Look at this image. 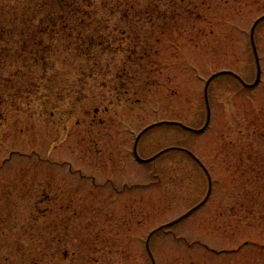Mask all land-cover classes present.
Instances as JSON below:
<instances>
[{"label":"rangeland","instance_id":"374dc122","mask_svg":"<svg viewBox=\"0 0 264 264\" xmlns=\"http://www.w3.org/2000/svg\"><path fill=\"white\" fill-rule=\"evenodd\" d=\"M59 7L0 0V264H153L146 241L162 226L149 244L156 264H264V51L256 88L213 81L204 133L159 125L138 141L144 159L196 155L212 178L200 209L169 224L209 191L188 153L142 164L133 152L152 124L205 125L193 72L206 81L254 57L236 35L264 0H96L42 59L16 27L27 10ZM225 81L234 87L217 88Z\"/></svg>","mask_w":264,"mask_h":264},{"label":"trees","instance_id":"16d2710c","mask_svg":"<svg viewBox=\"0 0 264 264\" xmlns=\"http://www.w3.org/2000/svg\"><path fill=\"white\" fill-rule=\"evenodd\" d=\"M61 7L58 8V11L49 14H43L41 12V16H37L40 12L38 10L23 12L21 14V21L15 26L17 29H20L22 34V40L24 43H27L26 40H31L38 42L40 46H42V50L44 51V55H42V59L44 56H47L48 46L45 45L53 44L59 40L58 35L62 29H68L74 23H79V26L82 27V22L85 21L86 15H91V11H84L85 8L90 7L92 4L95 6L96 0H57ZM88 3V4H87ZM30 9V8H29ZM87 10V9H86ZM94 16H97V11L95 10ZM93 22V21H92ZM81 24V25H80ZM3 33H6V28L4 26H0V37ZM66 42L68 45L72 44L71 41ZM2 40L0 38V57L4 54V47H1ZM3 46V45H2ZM7 47V46H6ZM40 51L34 54L35 60H39L36 56ZM43 53V52H42ZM29 58H31V53L29 52ZM31 60V59H30ZM34 60V59H33ZM46 60V59H45ZM31 64H35V62H30ZM47 72V69H46Z\"/></svg>","mask_w":264,"mask_h":264},{"label":"snow or ice","instance_id":"6c2138e0","mask_svg":"<svg viewBox=\"0 0 264 264\" xmlns=\"http://www.w3.org/2000/svg\"><path fill=\"white\" fill-rule=\"evenodd\" d=\"M261 23H264V15H257L256 19L251 22L252 24L251 27H247V24H246L247 31L243 29L238 31L236 35V40L238 42L247 44L248 47L255 50L256 52L264 51V29H261L259 32H257V28H259V25ZM260 63H261V58L258 55L252 57L250 60H247V61H240L237 58L235 70H233V68H228L227 73L229 75L234 76V78L240 81V83H244L243 75H248L252 71L253 67H255L256 69H259ZM219 75H220L219 73H213L212 75H209L208 79L205 81L197 73L193 72L194 84L195 85H201V84L205 85V87L203 88V95L205 98L208 96L209 88L212 86L213 81L217 80ZM230 87H234L233 85H231L230 81H225L222 84L217 85V88L227 89ZM215 90L216 89H213V92H215ZM101 103H102V100H101ZM192 116L193 117L195 116L194 111L192 112ZM209 119H210V109L205 114V122L207 123ZM184 130L189 131L190 129L185 127ZM129 135H131V133H129ZM133 143L138 144V139L134 140ZM162 151L166 152L167 150L162 149ZM159 155L160 153H157V158L159 157ZM5 163L6 164L10 163V161H5ZM153 264H155L154 261H153Z\"/></svg>","mask_w":264,"mask_h":264},{"label":"water","instance_id":"95a60500","mask_svg":"<svg viewBox=\"0 0 264 264\" xmlns=\"http://www.w3.org/2000/svg\"><path fill=\"white\" fill-rule=\"evenodd\" d=\"M253 52H254V56H257V55L259 56L258 52H256L255 50H253ZM217 73L220 74L219 76H222V75H229V74L227 73V70H226V71H219V72H217ZM230 76H232V75H230ZM261 76H262V70H261V65H260V66H259V69H257V76H256V80H255V82L250 84V83H247V82L244 81V83H241V84H242L243 87L246 88V89H254V88H256V87L259 85V83H260V81H261ZM232 77H234V76H232ZM257 81H258V82H257ZM205 101H206L207 111L210 109V119H209V121H208L207 123H205V125H204L202 128H200V129L192 128V127H190V126H187V125H185V124H183V123H181V122H177V121H163V122H159V123L152 124V125H150L149 127L145 128V129H144V130H143V131L137 136L136 140L138 139V141H139V139H140V138H141V137H142V136H143L148 130H150V129L156 127V126H159V125H175V126H179V127L183 128V129H185V127H187V128L190 129L188 132L195 133V134H202V133H204V132L208 129V127L210 126V122H211V108H210V104H209L208 96L205 98ZM205 129H206V130H205ZM137 146H138V144L135 143V144H134V156H135V158H136V160H137L138 162H140V163H142V164H147V163H150V162H152V161H154V160L157 159V154L154 155V156H152V157H150V158H147V159L142 158V157L138 154ZM166 150H167L166 152H168V151H172V150H181V151H183V152L188 153L191 157H193V158H194V159H195V160H196V161H197V162L203 167V169H204L205 172L207 173V175H208V179H209V191H208V194H207L206 198L204 199V201L201 202L200 204H198L196 207L192 208L190 211H188V212H187L185 215H183L182 217H180V218H178L177 220H175V221H173V222L170 223V224H175V223H178V222H180L181 220H183V219L189 217V216L192 215L195 211H197V210L200 209L203 205L206 204V202L208 201V199H209V197H210V195H211V192H212V179H211V176H210L208 170L204 167V165L202 164V162H201V161H200V160L194 155V153L191 152L190 150L185 149V148H180V147H170V148H167ZM166 152H163V151L159 152V153H160L159 157H160L161 155H163L164 153H166ZM159 157H158V158H159ZM163 227H164V226H163ZM163 227H160L158 230L162 229ZM156 231H157V230H156ZM156 231L152 232V233L149 235V237H148V239H147V242H146L147 250H148V252H149V255H150L152 261H154V262H155V260H154V257H153V255H152V253H151L149 243H150V239H151L152 235H153ZM155 264H156V263H155Z\"/></svg>","mask_w":264,"mask_h":264}]
</instances>
